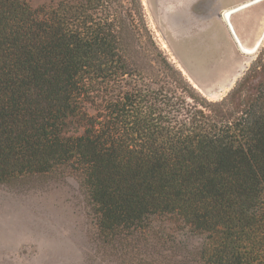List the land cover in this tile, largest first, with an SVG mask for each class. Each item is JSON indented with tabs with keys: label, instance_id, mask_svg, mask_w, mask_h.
<instances>
[{
	"label": "trees",
	"instance_id": "1",
	"mask_svg": "<svg viewBox=\"0 0 264 264\" xmlns=\"http://www.w3.org/2000/svg\"><path fill=\"white\" fill-rule=\"evenodd\" d=\"M121 9L0 0V186L78 173L113 264H264V63L231 94L235 117L170 120L128 96L96 110V84L129 74Z\"/></svg>",
	"mask_w": 264,
	"mask_h": 264
},
{
	"label": "rangeland",
	"instance_id": "2",
	"mask_svg": "<svg viewBox=\"0 0 264 264\" xmlns=\"http://www.w3.org/2000/svg\"><path fill=\"white\" fill-rule=\"evenodd\" d=\"M28 1L37 9L60 0ZM254 1L119 0L114 25L122 24L129 74L96 84L95 109L128 96L156 104L170 120L195 111L235 117L243 87L231 94L245 78L253 81L264 63V0L225 15ZM260 40L256 52L243 50ZM57 172L22 187L0 186V264H113L96 243V220L78 173ZM175 239L192 253L203 243L185 232Z\"/></svg>",
	"mask_w": 264,
	"mask_h": 264
},
{
	"label": "water",
	"instance_id": "3",
	"mask_svg": "<svg viewBox=\"0 0 264 264\" xmlns=\"http://www.w3.org/2000/svg\"><path fill=\"white\" fill-rule=\"evenodd\" d=\"M260 1H262V0H256V1H254V2H251V3L248 4V5H245V6L239 7L237 10L230 11V12H228V13L226 14V17L229 19L230 15L234 14L235 12L240 11V10H243V9H245V8H247V7L252 6V5H255V4L259 3ZM261 40H262V39H261ZM261 40L259 41L258 45H257L252 51H250L251 53H254V52L257 51V49L259 48V45L261 44ZM245 52L248 53L247 51H245Z\"/></svg>",
	"mask_w": 264,
	"mask_h": 264
},
{
	"label": "bare ground",
	"instance_id": "4",
	"mask_svg": "<svg viewBox=\"0 0 264 264\" xmlns=\"http://www.w3.org/2000/svg\"><path fill=\"white\" fill-rule=\"evenodd\" d=\"M225 16H226V15H225ZM230 16H231V15H230ZM226 18H227V17H226ZM227 19H228V18H227ZM182 24H183V23H182ZM243 50H244V51H247L248 53H251V52H250L251 50L244 49V48H243Z\"/></svg>",
	"mask_w": 264,
	"mask_h": 264
}]
</instances>
